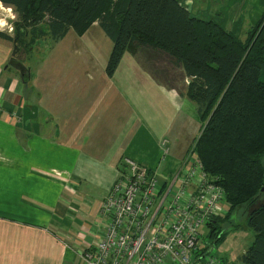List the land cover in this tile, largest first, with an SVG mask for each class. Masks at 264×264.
I'll list each match as a JSON object with an SVG mask.
<instances>
[{"label": "crops", "instance_id": "1", "mask_svg": "<svg viewBox=\"0 0 264 264\" xmlns=\"http://www.w3.org/2000/svg\"><path fill=\"white\" fill-rule=\"evenodd\" d=\"M214 1L217 10L209 0L185 5L190 14L229 16L230 25L241 3L251 11V0ZM94 26L65 41L67 31L58 48L22 63V75L9 63L12 46L0 40V264H82L80 253L102 235L99 205L122 158L169 180L198 132L194 104L164 84L167 58L122 55L110 76L107 58H76L90 54L81 36Z\"/></svg>", "mask_w": 264, "mask_h": 264}, {"label": "trees", "instance_id": "2", "mask_svg": "<svg viewBox=\"0 0 264 264\" xmlns=\"http://www.w3.org/2000/svg\"><path fill=\"white\" fill-rule=\"evenodd\" d=\"M2 2L16 13L14 31H0L15 56L35 39L57 41L69 29L79 36L96 22L111 42L107 76L124 53L136 58L149 50L167 58L164 84L194 104L200 121L190 150L227 204L221 216L206 222L209 238L221 240L220 224L240 207L245 213L233 226L250 230L251 241L238 261L264 264V8L240 39L212 19L192 16L181 0ZM13 61L22 65L18 57Z\"/></svg>", "mask_w": 264, "mask_h": 264}, {"label": "built area", "instance_id": "3", "mask_svg": "<svg viewBox=\"0 0 264 264\" xmlns=\"http://www.w3.org/2000/svg\"><path fill=\"white\" fill-rule=\"evenodd\" d=\"M158 145L165 155L166 139ZM121 165L99 205L102 235L80 253L82 264H222L199 242L198 228L227 204L190 147L169 180L129 157Z\"/></svg>", "mask_w": 264, "mask_h": 264}, {"label": "rangeland", "instance_id": "4", "mask_svg": "<svg viewBox=\"0 0 264 264\" xmlns=\"http://www.w3.org/2000/svg\"><path fill=\"white\" fill-rule=\"evenodd\" d=\"M260 0H251L250 6H251V11L248 10L247 3L249 6V1H245L244 4L241 2L242 9L240 10L239 14V21L234 23L233 25H230V17L225 16V15H215L212 13H207L202 12L199 14H195L194 12H191V15H198L202 19H212L220 26L223 28L231 31L235 36H237L240 39H243L245 37V31L247 26L251 25L258 17L260 16L263 5H264V0L261 4L258 2ZM209 4L211 8H214L215 10L218 9V5H216V2L214 0H209ZM7 7H11L8 5H4ZM238 6V4H237ZM13 9V8H12ZM221 11V9H219ZM14 12V10H13ZM15 13V12H14ZM16 14V13H15ZM233 18V17H232ZM229 19V20H228ZM9 24V23H8ZM11 25V24H10ZM8 33L7 27L3 30ZM97 31L101 34L103 41H98V37L95 36L94 32ZM77 37L74 35L71 29L68 30V33L65 36V41H68L70 39H76ZM81 40L84 42L85 45L89 46V52L90 54L88 55L86 52H83L82 55L77 54L76 58H97V61H99L100 58H107L108 55V48L107 44L110 42V40L102 35L100 29L97 26L91 27L90 29L87 30V32L81 36ZM48 41V43H46ZM49 46L47 47V45ZM51 46L54 47V49L58 48V44L55 43V41H51L49 38H41L38 39L36 42H34L31 46V49L27 54H25L23 58V63L30 59L33 60L34 58H38L37 56L43 53L45 54V51L49 50ZM86 46V47H87ZM79 48V47H78ZM79 49H82L79 48ZM124 56H131L127 53L123 54ZM123 58H126L124 57ZM162 58L164 56L162 55H154L151 53L149 50H144L143 52H140L136 58ZM64 58H71L70 54L67 53ZM165 58V57H164ZM29 63V62H28ZM30 64V63H29ZM33 67L31 68L33 73L36 71V63L32 62ZM183 117V113L181 111L180 113V118ZM186 117V116H185ZM196 120L200 124V121L196 115ZM198 124V125H199ZM189 128V127H188ZM192 128V127H191ZM262 165L264 167V158L262 159ZM235 213L231 216V218L228 221H225L220 224V231L224 233L223 238L219 240L217 243L213 242L212 238H209V231L210 228L206 225H200L198 228V237H199V242L201 244H209V252L211 255L216 256L219 259H223L225 264H241L238 261V257L244 252L246 247L251 241V232L247 228L243 229L241 225H236L233 226L235 223H238L241 221L243 218V209L242 208H237Z\"/></svg>", "mask_w": 264, "mask_h": 264}, {"label": "clouds", "instance_id": "5", "mask_svg": "<svg viewBox=\"0 0 264 264\" xmlns=\"http://www.w3.org/2000/svg\"><path fill=\"white\" fill-rule=\"evenodd\" d=\"M0 13H3L4 16L0 17V31H3L5 27H7V31L11 34L14 31L12 25L7 23V18H11L12 20H16V14L13 12L12 7H5L2 0H0ZM11 90V89H10ZM3 90L0 89V92Z\"/></svg>", "mask_w": 264, "mask_h": 264}, {"label": "flooded vegetation", "instance_id": "6", "mask_svg": "<svg viewBox=\"0 0 264 264\" xmlns=\"http://www.w3.org/2000/svg\"><path fill=\"white\" fill-rule=\"evenodd\" d=\"M43 38H46V36H44ZM38 39H41V38H38ZM38 39H35L34 41H33V43L36 41V40H38ZM32 43V44H33ZM32 44L26 49V51L23 53V54H20V55H17V56H15L14 55V53H13V57L15 58H19V60L21 61V63H23L22 61H23V58H24V56H25V54H27L28 52H29V50L31 49V46H32ZM13 63L15 64V65H13L14 67H15V69H16V71L18 72V74L19 75H22L23 74V66L22 65H20V64H18L17 62H15V61H13ZM17 66V67H16Z\"/></svg>", "mask_w": 264, "mask_h": 264}, {"label": "water", "instance_id": "7", "mask_svg": "<svg viewBox=\"0 0 264 264\" xmlns=\"http://www.w3.org/2000/svg\"><path fill=\"white\" fill-rule=\"evenodd\" d=\"M9 63H10V62H9ZM259 190L264 192V187L262 186Z\"/></svg>", "mask_w": 264, "mask_h": 264}]
</instances>
